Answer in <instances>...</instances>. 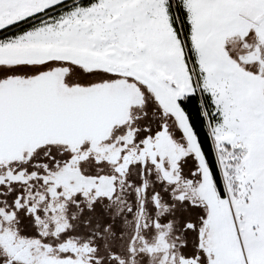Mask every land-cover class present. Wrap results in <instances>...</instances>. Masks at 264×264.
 I'll return each mask as SVG.
<instances>
[{
  "label": "snow or ice",
  "instance_id": "6c2138e0",
  "mask_svg": "<svg viewBox=\"0 0 264 264\" xmlns=\"http://www.w3.org/2000/svg\"><path fill=\"white\" fill-rule=\"evenodd\" d=\"M0 264H264V0H0Z\"/></svg>",
  "mask_w": 264,
  "mask_h": 264
}]
</instances>
